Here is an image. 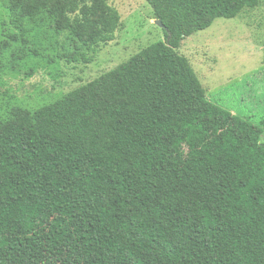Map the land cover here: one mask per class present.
I'll return each mask as SVG.
<instances>
[{
    "label": "trees",
    "instance_id": "16d2710c",
    "mask_svg": "<svg viewBox=\"0 0 264 264\" xmlns=\"http://www.w3.org/2000/svg\"><path fill=\"white\" fill-rule=\"evenodd\" d=\"M89 1L10 9L22 32L47 17L107 45L121 18L108 0ZM146 2L164 42L0 122V264H264L263 128L208 101L177 52L260 0Z\"/></svg>",
    "mask_w": 264,
    "mask_h": 264
},
{
    "label": "rangeland",
    "instance_id": "374dc122",
    "mask_svg": "<svg viewBox=\"0 0 264 264\" xmlns=\"http://www.w3.org/2000/svg\"><path fill=\"white\" fill-rule=\"evenodd\" d=\"M12 1L20 2L0 0V122L17 110L34 112L50 105L165 41L146 0H108L122 27L111 43L93 48L47 17L36 24L27 21L24 32L18 30ZM103 11L92 17L95 26ZM177 52L190 62L208 101L263 128L264 144V0L236 19L216 20L186 38ZM82 53L88 63L68 61Z\"/></svg>",
    "mask_w": 264,
    "mask_h": 264
},
{
    "label": "water",
    "instance_id": "95a60500",
    "mask_svg": "<svg viewBox=\"0 0 264 264\" xmlns=\"http://www.w3.org/2000/svg\"><path fill=\"white\" fill-rule=\"evenodd\" d=\"M156 25L159 27V28H161V29H163V30H165V26L162 24V22L161 21H159V20H156Z\"/></svg>",
    "mask_w": 264,
    "mask_h": 264
}]
</instances>
